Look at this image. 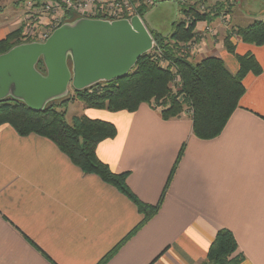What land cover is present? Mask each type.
<instances>
[{"label": "crops", "instance_id": "obj_1", "mask_svg": "<svg viewBox=\"0 0 264 264\" xmlns=\"http://www.w3.org/2000/svg\"><path fill=\"white\" fill-rule=\"evenodd\" d=\"M17 12L7 15L0 0V41L20 28ZM241 19L243 27L264 20ZM223 41L208 40L203 52L235 74L239 64ZM249 53L263 72L245 77L238 108L212 140L194 136L190 113L165 121L148 104L135 112L83 107L117 128L97 155L113 173H127L147 205L160 203L185 147L159 212L141 227L131 200L84 174L51 140L0 125V264H206L221 230L233 234L239 264H264V46L236 42L237 55Z\"/></svg>", "mask_w": 264, "mask_h": 264}, {"label": "trees", "instance_id": "obj_2", "mask_svg": "<svg viewBox=\"0 0 264 264\" xmlns=\"http://www.w3.org/2000/svg\"><path fill=\"white\" fill-rule=\"evenodd\" d=\"M197 2L206 3V0ZM196 6L183 8L184 15L192 19L189 25L185 21L175 24L169 36L151 32L156 44L153 53L142 57L126 78L75 92L76 98L84 104V108L135 112L142 104H148L159 110L165 121L181 119L190 113L196 138H217L246 92L243 84L245 77L249 73L258 76L263 72V68L252 54H236V42L264 46V20H255L246 27H230L227 30L224 47L236 57L239 64V70L234 74L225 62L216 56L203 57L196 64L189 61L192 56L184 47L198 39L199 23L216 25L222 14L230 15L224 3L208 7L205 12H199ZM20 32L17 30L0 41V55L21 44L18 41ZM161 61H165L167 66L162 67ZM37 68L44 71L43 63L40 62ZM177 79L179 83L173 87ZM71 101L72 98L68 97L51 103L43 112H35L12 99L1 101L0 125L12 126L22 137L38 135L51 140L84 174L100 177L131 200L144 215L140 227L143 226L159 212L185 147L179 153L160 203L156 206L147 205L129 189L128 174L113 173L97 155V147L101 142L116 137L115 125L91 119L84 114L73 117L71 123L67 122L65 109ZM237 250L238 245L233 234L221 230L211 244L207 264H239L242 257H233Z\"/></svg>", "mask_w": 264, "mask_h": 264}, {"label": "water", "instance_id": "obj_3", "mask_svg": "<svg viewBox=\"0 0 264 264\" xmlns=\"http://www.w3.org/2000/svg\"><path fill=\"white\" fill-rule=\"evenodd\" d=\"M155 41L138 17L76 18L45 42L21 43L0 55V102L12 99L35 112L100 83L126 78ZM40 62L44 71L38 70Z\"/></svg>", "mask_w": 264, "mask_h": 264}, {"label": "built area", "instance_id": "obj_4", "mask_svg": "<svg viewBox=\"0 0 264 264\" xmlns=\"http://www.w3.org/2000/svg\"><path fill=\"white\" fill-rule=\"evenodd\" d=\"M173 1L178 7H182V10L192 5H197L199 12H205L208 9L205 3H198L197 0ZM157 2L158 0H27L24 23L29 35L35 38V42H45L53 31L68 22L71 16L75 19L88 18L107 21L130 20L133 17H138L141 20V13L145 9L153 8ZM182 21L189 25L192 19L183 15ZM46 23L49 24L48 32L41 30V27ZM213 29L211 25L207 24L203 30L197 32V40L185 45V50L192 55L198 54L202 49L206 35L216 37L217 33ZM30 41L32 40L30 39ZM158 54L161 57L160 51ZM161 66L166 67L167 63L161 61ZM177 80L179 81V79Z\"/></svg>", "mask_w": 264, "mask_h": 264}, {"label": "rangeland", "instance_id": "obj_5", "mask_svg": "<svg viewBox=\"0 0 264 264\" xmlns=\"http://www.w3.org/2000/svg\"><path fill=\"white\" fill-rule=\"evenodd\" d=\"M26 1L27 0H7V15H10L14 10H18L16 15L23 12L22 19L18 21L20 25V28H18V30L21 31L18 37V41H20L21 43H31L35 41V38L29 35V31L26 30V25L24 23V17L26 15ZM217 3H224L226 5L225 8L229 9L230 15L225 16V14H222L221 17L218 18V21H216V25H212V27L214 28L213 30L215 33H217V35L216 37L206 35L203 40L202 49L198 54L192 55L189 52L192 56V58L189 59L191 63L196 64L203 57H206L208 55L203 52L206 44L209 45L208 40L211 39L214 44H218L219 42L224 40L226 32L230 29V27H243L241 26V24H245V22L247 21H243L241 19L242 16L248 18L251 17L264 19V0H244V2L243 0H206L205 4L208 7H214V5ZM19 7L21 8L19 9ZM183 15L184 12L182 10V7H178L173 0H158L157 4L153 8L145 9L141 13L140 17L143 24L150 33L156 32L162 36H169L174 30L175 24H178L182 21ZM74 19L75 17L71 16V18L68 19V22L73 21ZM231 22L232 26L230 24ZM199 24L200 25L198 26L200 29L197 28V31L203 30L204 27L207 25L206 22H201ZM48 26L49 24L46 23L44 26L41 27V30L44 32H48ZM221 29H226L225 34H222V32H220ZM30 39L32 41H30ZM153 51L150 53H153ZM176 81L177 82L174 84L173 87H175V85L179 83L178 80ZM68 97L72 98V101L68 104V107L65 109L67 113L66 120L67 122L71 123L73 117L83 115L84 104L76 98V93L73 90L70 91Z\"/></svg>", "mask_w": 264, "mask_h": 264}]
</instances>
